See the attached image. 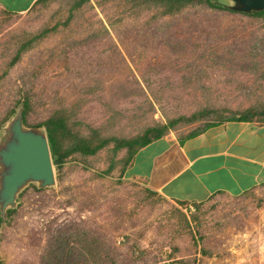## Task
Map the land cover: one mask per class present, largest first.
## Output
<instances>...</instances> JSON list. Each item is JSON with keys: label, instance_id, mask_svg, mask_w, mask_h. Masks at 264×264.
I'll use <instances>...</instances> for the list:
<instances>
[{"label": "trees", "instance_id": "obj_1", "mask_svg": "<svg viewBox=\"0 0 264 264\" xmlns=\"http://www.w3.org/2000/svg\"><path fill=\"white\" fill-rule=\"evenodd\" d=\"M91 1L37 0L28 11L36 7L39 8L38 11H42L51 4L61 3L67 7L66 15L51 27H44L32 34L13 36L4 47L0 45V64H4V68H0V100L4 99L7 104L6 114L0 121V130L21 107L23 125L44 131L55 170V180L61 194L67 196V204L79 202L84 195L79 189H87L88 184L101 183L114 173L122 178L139 150L169 133H176L179 140H183L226 121L264 124V103L251 105L242 111H228L209 105L189 114H176L163 123L145 125L135 134L124 135L116 131L121 121L128 120L125 116L127 111L119 109L124 104L121 102L130 94H136L137 90L144 93L139 79L147 88L150 87L148 79L140 73V76L135 75L129 69L123 52L127 54L126 44L137 46L138 42L128 33V37L121 40L122 32L131 29L136 36L152 23L178 20L193 11L215 17L239 16L241 19L233 21V24H237L240 30L237 27L234 30L230 27L216 30L209 25L203 42L189 44V52L195 54L191 59V66L200 68L201 75L206 69L230 70L239 64L247 65L245 67L252 71L264 60V10L250 14L234 12L229 8V0H93L100 8L104 2L118 3L114 8L119 13L112 20L108 14L99 18ZM0 11L8 16L20 15L1 9ZM93 11L94 15H88ZM141 13L150 14L144 25H125L127 17L139 18ZM163 33L156 32L157 36ZM165 36L172 39L171 34ZM236 41L240 45L233 50L229 44ZM163 42L171 44L168 39ZM167 49L172 48L167 46ZM184 53L187 52L182 50V54ZM5 56L6 61H1ZM127 58L135 66L140 63L136 56ZM27 59L26 68L21 69L17 77L10 79L11 72L20 68ZM118 63L122 65L116 66ZM195 74L197 73L190 71L186 78H198ZM153 76L148 75V78ZM165 92L163 89L155 91L162 98ZM90 104H95L102 110L97 119L90 120L86 117V108ZM132 118L133 115L130 120ZM195 124L193 129L178 132ZM100 157L105 158L104 168L93 165ZM75 166L84 172L92 171V180H85L84 187L64 184L66 172ZM29 189L34 194L47 190L34 185L23 189L18 195L17 206L6 211L7 220L17 213L21 204L20 198ZM147 190L149 194L161 197L148 188ZM254 190L256 189L230 198H239ZM216 195L224 194L217 193L211 197ZM95 196L97 195H91L88 202L95 203ZM204 202L193 204L195 210L191 221L197 225L200 224L199 214ZM177 204L186 205L179 202ZM114 214L111 210V213L100 220L91 219L88 227L81 223L70 241L73 245L70 244L66 249L45 250L36 262L130 264L134 257L144 259V252L141 257L138 256L141 251L137 245L123 255L109 242V247L104 249L100 237L107 238L105 230L115 222ZM182 219L188 223L184 216ZM5 221L0 214V233ZM0 264H3L1 256ZM172 264H186V261L176 259Z\"/></svg>", "mask_w": 264, "mask_h": 264}, {"label": "rangeland", "instance_id": "obj_2", "mask_svg": "<svg viewBox=\"0 0 264 264\" xmlns=\"http://www.w3.org/2000/svg\"><path fill=\"white\" fill-rule=\"evenodd\" d=\"M228 3L231 5L230 1ZM91 4L99 18L108 14L113 20L119 13L114 8L118 3L104 2L101 8L93 0ZM38 10L36 7L14 16L0 11V45L4 47L13 36L32 34L53 26L66 15L67 7L54 3L47 9ZM91 14L94 15V11L88 15ZM149 16L141 13L139 18L127 17L125 25L142 26ZM239 19L235 15L215 17L193 11L178 20L152 23L136 36L131 29L122 32L121 40L126 39L128 33L138 42L137 46H125L127 54H123L129 69L135 75L142 74L148 79L150 87L147 88L139 79L145 94L137 90L136 94H130L121 102L124 104L119 109L127 111L125 116L128 120L121 121L116 131L124 135L135 134L145 125L163 123L176 114H189L209 105L242 111L251 105L264 103V60L253 72L245 67L247 65L239 64L230 70L206 69L201 75L200 68L191 66L195 54L189 52L190 43L203 42L209 25L216 30L226 27L240 30L237 24H233ZM157 31L164 33L157 36ZM166 34H171L172 39ZM166 39L170 45L163 42ZM239 45L236 41L229 47L235 50ZM167 46L172 49L168 50ZM182 50L187 53L182 54ZM131 55L140 59L138 66L127 58ZM3 60L6 61V56ZM28 60L11 72L10 79L26 68ZM3 65L1 63L0 68L3 69ZM190 71L197 73L198 78L187 79ZM148 75L154 76L148 78ZM160 89L166 90L163 98L155 93ZM5 104L1 99L0 121L6 114ZM100 112L102 110L97 105L90 104L86 108V117L97 119ZM131 115L133 118L130 120ZM6 123L0 130V144L5 142ZM194 127L196 124L178 132ZM104 160L100 157L93 165L104 168ZM91 172L75 166L66 172L64 184L84 187L85 180H92ZM29 185L37 187L34 183ZM86 187L79 189L84 193L83 198L72 205L67 204V196L61 194L56 180L41 194H34L29 189L20 198L17 213L8 220L5 217L2 225L0 256L3 264H39L36 261L45 250L66 249L73 245L70 241L81 223L88 227L91 219L100 220L111 210L115 213V222L105 230L107 238L103 236L100 240L104 249L109 247V242L121 255L137 245L141 251L138 256L144 252L145 258L134 257L130 264H172L176 259H184L186 264H264V189H256L239 198L226 195L211 197L202 205L200 224L197 225L191 221L194 205H179L149 194L144 183L120 178L117 173L101 183L93 182ZM91 195H97L93 204L88 202ZM182 216L188 223L183 222Z\"/></svg>", "mask_w": 264, "mask_h": 264}, {"label": "crops", "instance_id": "obj_3", "mask_svg": "<svg viewBox=\"0 0 264 264\" xmlns=\"http://www.w3.org/2000/svg\"><path fill=\"white\" fill-rule=\"evenodd\" d=\"M36 1L0 0V9L24 14ZM123 177L188 205L264 189V124L226 121L183 140L169 133L139 150Z\"/></svg>", "mask_w": 264, "mask_h": 264}, {"label": "water", "instance_id": "obj_4", "mask_svg": "<svg viewBox=\"0 0 264 264\" xmlns=\"http://www.w3.org/2000/svg\"><path fill=\"white\" fill-rule=\"evenodd\" d=\"M230 10L250 14L264 10V0H229ZM21 107L6 123L5 142L0 144V214L14 208L20 192L30 183L46 189L55 184L47 138L40 128L23 125Z\"/></svg>", "mask_w": 264, "mask_h": 264}, {"label": "built area", "instance_id": "obj_5", "mask_svg": "<svg viewBox=\"0 0 264 264\" xmlns=\"http://www.w3.org/2000/svg\"><path fill=\"white\" fill-rule=\"evenodd\" d=\"M189 208L191 209V206H189Z\"/></svg>", "mask_w": 264, "mask_h": 264}]
</instances>
